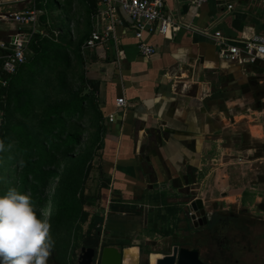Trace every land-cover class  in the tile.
Returning <instances> with one entry per match:
<instances>
[{"label":"crops","instance_id":"0c3cea01","mask_svg":"<svg viewBox=\"0 0 264 264\" xmlns=\"http://www.w3.org/2000/svg\"><path fill=\"white\" fill-rule=\"evenodd\" d=\"M54 1L55 5L60 2ZM61 1V20L54 18L57 24H63L67 30V20H75L67 30L74 34L84 20L89 38L94 30L93 17L102 9L99 1L96 0L89 22L88 0ZM32 2L39 11L38 34L43 38L42 25L50 27L53 20L48 19L52 11L45 8L49 0H0V14L29 9ZM163 2L168 19L190 24L193 30L180 28L170 38L144 33L143 41L155 50L147 58L137 49L130 18L117 8L120 23L106 41L90 49L96 55L93 80L98 82V89L94 103L90 96L85 104L81 120L88 114L96 122L92 146L98 167L97 191L102 184L106 186L100 190L98 201L104 219L99 248L107 245L122 250L123 264H141L142 249L151 253L148 264L161 259L162 253L148 249L155 236L190 239L180 233L184 226L180 214L183 199L173 194L184 198L187 189L200 190L206 155L213 144L221 147L222 137L218 133L226 129L227 105L242 96L247 104H255L253 110H263L258 109L264 103L259 97L263 90L254 86L263 82L260 77H264V70L260 65L241 67L221 59L218 46L201 33L203 29H209L210 33L218 30L230 41L264 33V7L260 2L206 0L199 7L193 0ZM57 9L60 13L58 6ZM105 26L103 23L101 29ZM18 31L28 33L29 28L0 21V44L7 45ZM33 37L27 45V62L32 57ZM119 98L125 100V106L120 108L116 106ZM250 127V133L259 139V125ZM227 150L224 149L222 157L230 155ZM237 158L241 161L237 165L249 163L243 156ZM224 195L221 193V198ZM242 195L226 198L240 202ZM260 199L256 196L255 203ZM215 200L218 199L210 201ZM44 217L43 214L42 220ZM241 219L237 216L235 221L239 251L230 260L225 256L223 264H264V224L250 222L251 226ZM192 240L195 244V238ZM204 258L207 256L201 255Z\"/></svg>","mask_w":264,"mask_h":264},{"label":"trees","instance_id":"16d2710c","mask_svg":"<svg viewBox=\"0 0 264 264\" xmlns=\"http://www.w3.org/2000/svg\"><path fill=\"white\" fill-rule=\"evenodd\" d=\"M95 4L96 0H88L90 10L87 21L95 10ZM88 35L89 32H86L81 36L73 49L67 43H54L37 33L30 43L32 57L28 62L19 66L13 75L0 73V79L5 81L4 86L0 83V142L3 143L0 155L8 146L11 147L8 153L12 156L10 162L14 169L8 171L16 177L15 189L30 196L38 218L42 219L40 212L46 210V204L50 201V234L53 237L57 234L58 237L47 264H76L75 250L82 247L98 249L101 246L104 219L99 213L98 201L100 190L106 186L102 184L92 197L86 196L82 187L90 171L93 151H84L62 168L61 174L58 171L60 155L72 154L80 146L84 132L69 123L83 118L90 96L93 98L91 103H94L98 82L80 75L77 77L80 88L76 92L71 91L64 99L49 104L45 98H38L33 89H25L24 75L50 73L62 91L71 64L70 54L81 59L80 49ZM4 53L0 49V58ZM73 76L75 79V74ZM259 97L264 98V90L259 92ZM260 108L264 109V103L260 104ZM11 115L28 121L31 127L10 124ZM33 122H37V125ZM4 166L5 160L0 156V172ZM58 177L59 187L53 189L51 198H47L46 191ZM4 192L0 189L2 195L6 194ZM85 224L86 230L83 229Z\"/></svg>","mask_w":264,"mask_h":264},{"label":"rangeland","instance_id":"374dc122","mask_svg":"<svg viewBox=\"0 0 264 264\" xmlns=\"http://www.w3.org/2000/svg\"><path fill=\"white\" fill-rule=\"evenodd\" d=\"M45 1L48 2V0ZM45 6L46 9L52 11V13L49 14V16H52L48 17V19L50 20L53 18V20H50L52 22L50 27L49 25H46V27L42 25V29L44 30L43 38H47L54 43H67L74 49L75 45H77L79 39L87 29L86 21L83 20V24L77 27V30L75 29L74 34H71L70 30L68 32L67 30L69 25L72 27V21L75 20H67V30L63 24H57L54 20V18H61V9L63 6L62 1L60 0L58 5H55L54 0H49V3ZM57 6L60 8V13L56 12L58 10ZM64 20H66L65 17ZM40 22L42 24L44 23L43 21ZM93 50L80 49V60L70 54L71 64L68 70V77L65 81V86L62 87V91H60L58 81L54 78V76L50 75V73L31 76L30 74H25V89H33L38 98H45L46 102L49 104L64 99L66 94L71 91L76 92L80 88L77 78L78 76L84 75V77L88 80H93V78L96 77L95 74L97 71V65L94 64V57L96 55H93ZM73 74H75V79ZM260 78L263 79V82H257L256 85H254L256 90L259 88H261L260 90H264V77L261 76ZM262 102H264V98ZM254 105L255 104H253V102L247 104L246 100H243L242 96L239 97V101L235 100L234 103L227 105L228 109L226 114L228 115V118L225 120L226 129L218 133V135L222 137V142L219 143L221 147L216 148V144H213L212 149H209V152L206 155L207 165L203 169V177L202 181L200 180L201 185L199 186L200 190L190 191V193H188V198H183L181 194H177V196L175 193L173 196L183 199L182 202L190 199L191 197L201 198L205 204V209L208 211L214 209L224 215L233 213L242 218L241 220L246 222V224H251V226L253 223L250 222L264 224V109L261 111L253 110L252 107H254ZM9 122L10 124H24L28 128L31 127L28 121L14 115L10 116ZM34 123L35 122H33V124ZM69 124L74 125L75 128H80L84 133L81 138L80 146L76 148L75 152L67 156L60 155V166L58 167L59 174H61L62 168L66 167L70 162L72 163L73 160L78 158L84 151L91 150L93 153L95 151L94 146H92L93 141L95 140L94 135L96 131V122L93 117H88L87 114L85 115L83 121L75 119ZM34 125L36 126L37 122ZM253 125H259L257 128L260 132L259 139L250 133V126ZM7 148L8 149L0 155L5 160V166L0 172V189H3L5 191L4 193H6L8 189L15 188L17 186L16 177L12 174V172L9 173L8 171L9 169H14V166L10 162L12 160V156L10 157L8 153V150H10L11 147L8 146ZM228 148L229 150L227 151L229 152L227 154L230 155L222 157L224 149ZM239 156H243V160L249 161V163L243 162L237 165L238 162H241L237 158ZM97 171V161L96 159L94 160L93 154L92 160L90 161V171L82 184L83 193L86 196L92 197L97 194L99 185L96 175ZM59 179V177L55 179L50 185L49 190L46 191L45 195L47 198H51L53 195V189L59 187ZM200 193L202 195H200ZM221 193H225L223 198H221ZM238 193H243L240 197V202H235V198H226L227 195L232 197ZM0 196H2L1 193ZM256 196H260L262 199L255 203ZM213 199L218 200L210 201ZM51 209L52 207L50 201H48V204H46V210H41L40 212L41 216L44 214V218H47L46 216L47 214L48 216L50 215ZM100 214L103 213L101 212ZM255 225L256 224H254V226ZM86 227L87 226L85 224L83 229L86 230ZM177 236L178 235H176V237L161 236V238L155 236L156 239H154L153 243L148 244V249L149 251L160 252L162 255H170L172 254L174 247H178V245L184 246L190 244L188 242L189 239H181ZM51 237L55 241L58 235L55 234V238L52 235ZM241 245H245V243ZM79 251L80 249H77L73 252L75 254L74 261L76 260V264ZM142 251L141 264H148L147 249H142Z\"/></svg>","mask_w":264,"mask_h":264},{"label":"built area","instance_id":"2783aa9c","mask_svg":"<svg viewBox=\"0 0 264 264\" xmlns=\"http://www.w3.org/2000/svg\"><path fill=\"white\" fill-rule=\"evenodd\" d=\"M102 9L97 11L94 18V30L90 37L82 44L81 49H93L97 44L106 41L110 34L114 32V27L120 23L117 18L116 10L120 8L131 20L134 38L137 41V49L144 57H150L155 53L154 48L150 47L143 41V34L158 33L165 38H170L173 33L180 28L193 30L192 25L179 22H173L167 18L164 11L163 0H98ZM264 7V0H258ZM206 0H193V3L199 7ZM232 8V6H228ZM39 11L36 9L35 2H32L31 8L14 13L0 14V21H9L12 24L19 26H27L28 33L20 31L15 32L7 45L0 44V47L5 51L0 58V73L13 75L17 68L27 62L28 43L30 38L37 33L38 30ZM106 26L102 28V25ZM202 34L209 36L216 46H218V56L221 59L236 63L241 67H249L259 64L264 70V56L258 52V46L264 42V33L252 34L249 37L241 36L239 40L230 41L224 37L220 31L216 30L212 33L209 29L201 30ZM2 86L5 81L0 79ZM118 108L125 106L124 98L116 100ZM113 116H109V121H112ZM48 219V214L46 216ZM100 248L97 249L99 254ZM94 264H98L96 259Z\"/></svg>","mask_w":264,"mask_h":264},{"label":"clouds","instance_id":"9594fccd","mask_svg":"<svg viewBox=\"0 0 264 264\" xmlns=\"http://www.w3.org/2000/svg\"><path fill=\"white\" fill-rule=\"evenodd\" d=\"M258 52L264 56V42ZM50 228L48 219L38 218L30 196L8 189L0 196V264H47L55 246Z\"/></svg>","mask_w":264,"mask_h":264},{"label":"flooded vegetation","instance_id":"af4514ba","mask_svg":"<svg viewBox=\"0 0 264 264\" xmlns=\"http://www.w3.org/2000/svg\"><path fill=\"white\" fill-rule=\"evenodd\" d=\"M185 197L188 198L189 190H186ZM196 198H190L181 203V218L184 219L183 230L180 232L182 237L190 238V246H180L179 248L199 250V259L205 264H223L225 256L227 259L233 258V255L239 251L237 243V230L236 219L237 216L233 213L222 214L218 210L212 209L206 212V221L200 220L196 223L197 227H194V223L191 220L193 212L189 207V203ZM221 211V210H220ZM198 234L197 236H194ZM195 238V244L192 243V239ZM198 244L200 247H198ZM201 255L207 256V258L201 259Z\"/></svg>","mask_w":264,"mask_h":264},{"label":"water","instance_id":"95a60500","mask_svg":"<svg viewBox=\"0 0 264 264\" xmlns=\"http://www.w3.org/2000/svg\"><path fill=\"white\" fill-rule=\"evenodd\" d=\"M189 207L193 212L191 220L196 228V223L200 220L206 221V212L202 199L196 198L189 203ZM151 253H147V259ZM124 252L112 246H104L97 254V249L94 248H80L77 258V264H94L96 259L98 264H123ZM157 264H205L199 259V250L197 248L187 249L174 247L172 254L163 255L158 260Z\"/></svg>","mask_w":264,"mask_h":264},{"label":"bare ground","instance_id":"6f19581e","mask_svg":"<svg viewBox=\"0 0 264 264\" xmlns=\"http://www.w3.org/2000/svg\"><path fill=\"white\" fill-rule=\"evenodd\" d=\"M159 259H160V258H157V259H156L155 264H157V262H158Z\"/></svg>","mask_w":264,"mask_h":264}]
</instances>
